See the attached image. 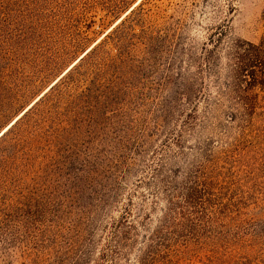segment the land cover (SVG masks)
<instances>
[{
    "label": "rangeland",
    "instance_id": "1",
    "mask_svg": "<svg viewBox=\"0 0 264 264\" xmlns=\"http://www.w3.org/2000/svg\"><path fill=\"white\" fill-rule=\"evenodd\" d=\"M142 1L145 30L178 26L189 50L181 74L176 65L171 69L176 54L167 56L158 32L145 47V84L136 86L132 105L126 99L121 105L128 115L115 113L114 118L124 120L120 124L132 133L119 187L101 216L93 220L88 213V219L79 220L92 252L87 264H136L146 235L159 228L171 200L179 202L177 212L188 210L177 188L191 170L213 182L211 202L199 211H204L203 220L192 213L200 233L209 231L210 243L233 245L245 262L264 264V101L249 122L231 120L237 96L220 94L204 60L207 45L224 78L231 45L237 40L259 43L264 37V0H1L0 11L13 15L25 40L15 38L19 56L0 64L10 70L0 87V133ZM193 82L201 92L191 103L187 97L172 100L184 84ZM81 142L98 146L100 139ZM25 203L26 211L5 215L13 224L0 220V264H53L51 255L37 250L34 201ZM124 214L133 226L132 248L125 250L129 255L117 263L101 261L109 222Z\"/></svg>",
    "mask_w": 264,
    "mask_h": 264
},
{
    "label": "trees",
    "instance_id": "2",
    "mask_svg": "<svg viewBox=\"0 0 264 264\" xmlns=\"http://www.w3.org/2000/svg\"><path fill=\"white\" fill-rule=\"evenodd\" d=\"M144 3L134 6L102 40L86 49L0 133V220L13 224L14 220L5 219V215L26 211L25 201L33 200L37 250L40 255H51L53 264H87L92 259L81 224L88 213L93 220L101 216L119 187L120 168L128 160L125 144L132 133L120 124L124 120L116 122L114 118L115 113L128 115L121 105L126 101L132 105L136 86L145 84L146 45L160 38L167 56L176 54L169 62L171 69L176 65L183 74V58L189 49L182 32L178 26L165 31L145 30ZM12 16L0 11V64L19 56L15 38L25 40ZM230 48L231 63L224 78L218 59L207 45L204 60L210 75L219 82L220 94L237 96L230 119L249 122L263 107L264 37L259 43L237 40ZM4 67L0 65V87L10 71ZM180 89L173 101L187 97L191 103L201 92L194 82ZM93 137L100 139L98 146L82 145L81 140ZM199 171L187 172L186 180L177 188L188 210L177 212L179 202L171 200L159 228L146 235L136 264H250L233 245L210 243V232L200 233L203 229L193 223V211L198 214L196 218L205 217L204 211H199L211 202L208 195L213 188L212 178ZM84 196L90 201L85 202ZM132 227L127 214L109 222L110 236L100 251L101 261L117 263L119 257H128L125 250L132 248Z\"/></svg>",
    "mask_w": 264,
    "mask_h": 264
}]
</instances>
